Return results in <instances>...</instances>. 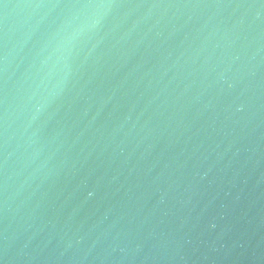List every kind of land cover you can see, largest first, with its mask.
Here are the masks:
<instances>
[{
	"label": "water",
	"instance_id": "water-1",
	"mask_svg": "<svg viewBox=\"0 0 264 264\" xmlns=\"http://www.w3.org/2000/svg\"><path fill=\"white\" fill-rule=\"evenodd\" d=\"M0 264H264V0H0Z\"/></svg>",
	"mask_w": 264,
	"mask_h": 264
}]
</instances>
